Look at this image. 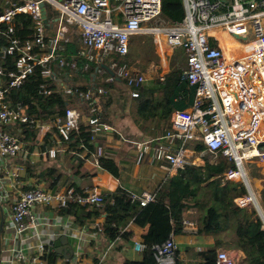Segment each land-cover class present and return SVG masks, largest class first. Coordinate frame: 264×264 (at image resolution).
I'll return each instance as SVG.
<instances>
[{
	"label": "built area",
	"instance_id": "built-area-1",
	"mask_svg": "<svg viewBox=\"0 0 264 264\" xmlns=\"http://www.w3.org/2000/svg\"><path fill=\"white\" fill-rule=\"evenodd\" d=\"M5 1L7 8L0 15V35L5 37L8 45L0 49V59L14 54L19 56L16 71L5 72L0 68V204L10 200L2 184L9 176L7 169L1 171L3 161L15 159L21 152L20 137L9 130L11 126L36 125L38 141L46 144L51 132H55L62 142L69 141L72 132L85 123L92 134L91 142L97 143L94 157L98 164L105 156L104 147L98 145L99 138L121 136L102 118V98L109 93L107 89L81 90L60 84L59 92L77 97L86 105L87 111L70 106L54 123L33 120L20 105L13 107L8 99L10 92L18 89L36 67L43 68L44 77L54 76L49 65L62 56L63 44L68 42L64 38L67 26L76 27L88 48L98 50L103 56L113 54L116 57L128 56L132 39L149 31L164 39L170 48L185 53L187 67L183 70V79L195 88L196 96L187 109L171 114L168 128L157 137L130 140L121 136V140L135 149L137 165L158 163L169 172L215 163L220 156L228 159L233 166L225 173V179L243 183L247 189L245 195L235 200L236 204L240 208H253L264 228V209L246 170L248 161H264V152L259 149L263 143L259 134L264 125V0H184L186 17L183 22H165V26L149 29L144 26L163 18L162 0ZM42 4L58 17L60 28L55 36L47 35L49 25L45 24ZM21 14L31 16L34 22L31 37L25 42L18 37L15 25L16 16ZM213 29L242 36L244 54L234 56L221 46H213L209 39ZM59 64L66 66V60L62 58ZM126 75L127 72L122 76L127 86L124 91L133 99L139 98L142 90L134 86L144 84L146 79ZM114 82V79L109 81ZM44 93L50 95L54 91L44 90ZM198 147L203 149L199 151ZM49 156L55 158L56 151L50 150ZM104 200L96 186L81 191L70 187L61 192L41 188L22 192L10 214L14 237L3 250L4 264H53L47 258L49 238H43L38 232L36 207L59 210L76 204L93 208L102 206ZM132 200L146 207L157 198L154 194L144 193L132 196ZM183 227L195 232L199 225L185 220ZM29 235L39 237L40 241L32 243ZM136 248L142 250L146 246L138 243ZM153 250L158 264H175L179 246L171 236ZM215 264L241 263L228 250L220 249Z\"/></svg>",
	"mask_w": 264,
	"mask_h": 264
},
{
	"label": "crops",
	"instance_id": "crops-1",
	"mask_svg": "<svg viewBox=\"0 0 264 264\" xmlns=\"http://www.w3.org/2000/svg\"><path fill=\"white\" fill-rule=\"evenodd\" d=\"M6 8V1L0 0V10L4 12ZM50 11L52 12L51 16H49L47 9L49 20L47 24V26L49 25L47 27L48 36H52L50 34L51 31H54L56 35L60 28L57 15L53 13V10ZM154 25L155 23H148L144 27L149 29L153 28ZM71 28L75 34L77 32L76 27ZM218 30L221 32L225 31L223 29H213L210 32L209 39L213 46H221L227 53L234 56L244 54L242 49V41L244 39L241 38L242 36H231L225 31L233 39V42L228 45L222 41L221 44L220 37L217 34ZM66 35L67 34H65V37H67ZM67 39L69 42L70 40L68 37ZM163 45L167 47V50L163 49ZM79 48H85L84 51L91 57L86 54L82 55V53L78 51L80 56L97 64V68L93 72L94 77L91 78L92 81L105 84L113 79L115 81L125 80V77H121L117 80L110 71L114 69L116 65L126 63L130 70V72H127L126 76L132 73V76L139 75L146 79L145 84H147L141 85L142 91L145 89L148 90L150 87L154 86V83H157L158 80L164 81L168 73L176 70L178 63L175 62V59L174 62L170 60L168 62V57H163L158 54V52L160 51L165 55L170 51L172 55H174L176 50H181L170 48L164 39L155 37L149 31H143L131 41L130 53H132V56L129 53L130 56L128 55V57L134 58L133 66H131L130 58L127 56L116 57L113 54L103 56L98 50L88 48L87 46L80 45L78 49ZM141 49L143 52L140 51ZM102 57L104 58L103 60L101 59ZM142 63H145V67H141ZM173 63L175 66H172ZM186 67L187 62L183 70H185ZM57 80L64 83L66 78L62 75L61 77L59 76ZM4 82L3 80V83ZM135 85L137 86L138 84ZM126 95L130 97V95ZM130 99L133 98L130 97ZM118 100L119 98L115 99V103L112 104V107L113 109H118L119 112L115 113L114 111L111 114L110 123L108 124L115 128L116 131H120L125 138H130L129 136L131 135L141 133L143 137L136 140L151 139L144 138L142 130L134 126L135 123L131 115L133 114L132 110L135 106V102L132 100L130 104H125L121 107ZM168 126L164 128V130H166ZM15 127L16 126H11L9 130L12 132ZM34 130L38 131L34 142L29 141L24 134L17 133L21 140V152L15 159L11 158L6 161L4 160V166H1V171L7 169L6 171L9 174L7 179L3 180V183H1L10 196L9 202H2L0 204V224L2 221L5 223V229L2 235L0 234V241L2 236L3 245L1 264H4L3 261L5 260L3 257V250L9 243L13 242L14 232L12 230V223L10 222V214L12 213L13 206L19 194L22 192L35 188H41L49 192H61L70 187H74L81 191L96 186L100 188L106 200L110 195L115 194L118 189L126 191L131 196H141L144 193L156 195L155 191L158 184L163 181L166 176H174L178 173L169 172L158 163L137 165L134 148L122 142L118 134L116 135L119 136V138L113 135H104L101 139L105 138V144H102L99 139L98 145L104 147L105 155L107 154L118 163L120 167V176L116 178L98 164V160L94 157V153L88 155V151H81V147L69 149L55 132L50 133L46 144H41L38 141L39 128ZM262 130L264 133V125ZM261 133L262 132L259 134L260 136ZM138 136L140 137L141 135ZM261 140L264 143V135L261 136ZM119 145L122 147L124 146L128 152L125 151L124 147L122 151L118 150L120 149ZM50 150L56 151L55 158L49 156ZM258 165L261 167L260 174L262 177H255L251 180L254 184L253 189L260 198V193L264 188V161L258 160ZM143 167H145L144 171L138 170V168ZM250 170L251 169H249V172ZM106 205L107 202L100 207L85 208L76 204H71L68 208L59 210L36 207L34 211L37 213L38 232L44 236L43 238H49L48 244L50 253L47 257L48 261L53 264H127L143 262L146 248L138 250L136 244L140 243L146 246L145 238L149 233L150 226L136 225L133 220H125L123 215H121L119 225L115 226L119 234L115 238H112L110 234L106 233L103 227L106 218L109 217L106 211ZM185 218L186 220L199 224L200 216L198 210L195 208L188 209ZM97 225L102 226V229L99 230ZM171 236L174 237L179 246L175 264H202L206 260V253L213 252L216 254L220 249L228 250L241 264H243V260L245 259V254L242 251L231 247L232 242L230 239H226L223 246L217 247L219 237L214 234H199L198 230L189 232L183 227V231L179 233L172 232L169 238ZM62 237L68 238V244L74 249V256L70 260L63 254H59L57 248L51 245V241H58ZM28 238L35 244L40 241V238L37 236L32 238V236L29 235Z\"/></svg>",
	"mask_w": 264,
	"mask_h": 264
},
{
	"label": "trees",
	"instance_id": "trees-1",
	"mask_svg": "<svg viewBox=\"0 0 264 264\" xmlns=\"http://www.w3.org/2000/svg\"><path fill=\"white\" fill-rule=\"evenodd\" d=\"M162 8L165 22L179 24L186 17L183 0H162ZM2 13L0 10V15ZM15 25L17 35L23 42L31 37L34 26L31 16L17 15ZM2 28L4 29V26ZM67 43L63 44L62 56L49 65L54 76L44 77L43 68L36 67L18 89L10 92L8 99L12 101L13 107L20 105L33 120L41 123H54L65 115L70 106L78 107L83 112L87 111L86 105L82 104L77 97L60 93L58 89L60 84L81 90L104 88L109 90V93L102 98V118L103 121L110 123L111 106L116 99L114 93H117L112 89L118 90L125 81L105 84L92 81L91 75L97 68V64L80 56L74 42ZM7 45L5 37L0 36V49ZM140 51L143 52L142 49ZM18 56L14 54L0 59V68L5 72L16 71ZM62 58L67 62L64 67L59 64ZM74 63L75 66H73ZM182 65L178 64V69L168 73L164 81L158 80L154 86L143 90L139 98L132 99L135 106L131 116L135 123L134 126L138 129L148 131L153 126L157 131L164 130L169 124L172 112L187 109L193 103L196 90L183 79L184 67L182 68ZM122 67L129 68L126 63L116 65L113 69L115 74ZM62 75L66 78L64 83L57 80ZM134 87L141 88V85ZM44 90H52L54 93L48 95L44 93ZM121 95L120 97H123L125 101L130 98L125 92ZM18 127L21 128L20 132ZM36 128V125L20 124L12 132L22 133L29 141L34 142L38 132L34 130ZM91 135L89 126L83 123L78 131L72 132L69 141H64V144L69 149L81 147V151L87 150L89 155L95 152L97 145L91 142ZM99 139L102 144H105V138ZM197 149L200 151L203 148L198 147ZM259 149L264 152V143L260 144ZM256 160L253 159L246 163V166L251 169L248 172L251 179L262 177L261 167ZM99 164L114 177L120 176L118 163L107 154L99 159ZM232 166V162L220 156L215 163L188 166L174 176H166L156 188L157 200L146 207H142L139 201H133L132 196L122 189H118L107 200L105 198L109 217L106 218L103 227L112 238L119 234L115 226L119 225L121 215L125 220H133L136 225L150 226L145 238L144 261L127 264H158L153 247L163 244L172 232L183 231L186 212L190 208L198 210L199 234L218 236L217 247L223 246L226 239H230L231 247L245 254L243 264H264L263 223L256 211L240 208L236 204L235 200L245 195L247 189L243 183L225 179V173ZM105 200L104 203H106ZM260 204L264 209V188L260 193ZM205 257L206 260L202 264H215V253L208 252Z\"/></svg>",
	"mask_w": 264,
	"mask_h": 264
},
{
	"label": "rangeland",
	"instance_id": "rangeland-1",
	"mask_svg": "<svg viewBox=\"0 0 264 264\" xmlns=\"http://www.w3.org/2000/svg\"><path fill=\"white\" fill-rule=\"evenodd\" d=\"M51 9L50 8H48V14H49V16H51L52 15V12L50 11ZM154 26H160V27H162V26H165V21H164V19L162 18L161 20H159L157 23H155V25ZM47 32H48V30H47ZM78 32V31H77ZM75 33L74 34V32H73V30H72V28L70 27V26H67L66 27V31H65V34H67L66 36L69 38V42H74L75 43V45H76V49H77V51H79V53H81V51H80V49H82V48H79L78 49V47L80 46V45H84V43H83V41H82V39H81V37H80V35H79V32L78 33ZM50 34L52 35V36H54L55 34H54V31H51L50 32ZM72 36H73V38H72ZM67 37H64L65 39H67ZM68 40V39H67ZM65 44V43H64ZM68 44V43H67ZM85 46V45H84ZM163 49L164 50H167V47L165 46V45H163ZM83 50H85V48H83ZM168 50H170V49H168ZM158 54H160L161 56H165L166 58L168 57V62H169V60L171 61V62H174V59H175V62L176 63H178V64H183L182 65V68L184 67V66H186V62H187V59H186V55H185V53L183 52V51H181V50H176L175 51V53H174V55H172V53L169 51L168 53H166L165 55H163V53L162 52H158ZM84 55V54H83ZM130 55L132 56V53H130ZM129 55V56H130ZM128 57V56H127ZM175 57V58H174ZM128 58H130V57H128ZM91 59V58H90ZM133 57H131L130 58V64H131V66H133L134 65V61H133ZM133 61V62H132ZM144 64L145 63H142L141 64V67H145L144 66ZM172 66H175V64L173 63V65ZM176 69H178V65H177V67H176ZM132 76V75H131ZM94 77V74L92 75V78ZM150 77V76H149ZM3 80L5 81V79L3 78ZM99 82H100V80H99ZM124 83V82H123ZM85 84H87V83H85ZM145 84V83H144ZM147 84V83H146ZM145 84V85H146ZM144 85V86H145ZM127 89V86L125 85V83L124 84H122V86L118 89V91L119 92H117V93H114L115 94V97L114 98H119V101H118V103H119V105L121 106V107H123L125 104H130L131 103V101H132V99H130V98H127L126 99V101L123 99V97H120V96H122L121 94H124V90H126ZM125 94H127V92H125ZM119 96V97H118ZM125 96V95H124ZM108 103V102H107ZM78 108V107H77ZM115 111V113H118L119 112V110L118 109H113V107L111 106V114L113 113ZM119 116V115H118ZM133 120V119H132ZM118 132V131H117ZM120 132V131H119ZM142 132L144 133V138H153V137H155V136H157L158 134H160L161 132H163L162 130L161 131H157V129H155L153 126H151L150 128H149V130L147 131V130H142ZM120 134H121V132H120ZM138 135H141L140 137L138 136ZM113 136H116V134H114ZM120 136V135H119ZM121 136H123L122 134H121ZM121 136H120V140H121ZM124 137V136H123ZM130 138H127V139H130V140H136V139H140L141 137H143L142 136V134L141 133H139V134H137V135H131V136H129ZM122 141V140H121ZM123 142V141H122ZM120 146V149H118V150H120V151H122V148L124 147H122L121 145H119ZM125 148V147H124ZM125 151L126 152H128V150L125 148ZM128 154V153H127ZM132 156H133V152H132ZM135 158H136V156H135ZM257 160H259V159H257ZM256 160V161H257ZM126 163V162H125ZM144 166V165H143ZM138 170H142V171H144L145 170V167H143V168H138ZM246 170H247V172H249V169H248V167L246 166ZM250 177V176H249ZM250 180H251V177H250ZM251 182H252V180H251ZM254 186V184L252 183V187ZM252 210H254L253 208H251ZM255 211V210H254ZM259 214V213H258ZM259 216L261 217V215L259 214ZM233 249H235L234 247H232Z\"/></svg>",
	"mask_w": 264,
	"mask_h": 264
},
{
	"label": "water",
	"instance_id": "water-1",
	"mask_svg": "<svg viewBox=\"0 0 264 264\" xmlns=\"http://www.w3.org/2000/svg\"><path fill=\"white\" fill-rule=\"evenodd\" d=\"M41 8H42V11H43V18H44L45 24H48L49 20H48V14H47V9H46L45 4H42ZM57 21H58V19H57ZM0 83H1V79H0ZM0 225H1L0 234L2 235V233H3L4 229H5L4 221H2ZM51 245L56 247L57 248V252L59 254H63L66 258H68V260L73 258L74 249L68 244V238L62 237L58 241H51ZM2 248H3V245H2V236H1V241H0V264H1V261H2Z\"/></svg>",
	"mask_w": 264,
	"mask_h": 264
},
{
	"label": "bare ground",
	"instance_id": "bare-ground-1",
	"mask_svg": "<svg viewBox=\"0 0 264 264\" xmlns=\"http://www.w3.org/2000/svg\"><path fill=\"white\" fill-rule=\"evenodd\" d=\"M217 34L220 37L221 44H222V41H223V43L228 44V45H230L233 42V39L225 31L221 32L220 30H218ZM80 51H81L82 54H84V55L86 54L87 56L91 57L83 49H80ZM110 72L114 75V77L117 80H119L126 72H130V70L127 67H122V68L118 69V71H116V74L113 71V69ZM131 75H132V73L129 76H131ZM261 132L263 133V130ZM262 133H261V136L264 135V133L263 134Z\"/></svg>",
	"mask_w": 264,
	"mask_h": 264
}]
</instances>
